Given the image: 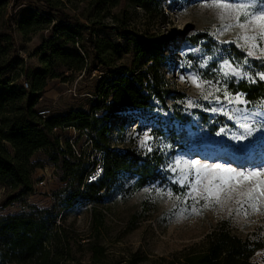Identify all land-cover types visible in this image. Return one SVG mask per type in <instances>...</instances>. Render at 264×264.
Masks as SVG:
<instances>
[{"label": "rangeland", "instance_id": "obj_1", "mask_svg": "<svg viewBox=\"0 0 264 264\" xmlns=\"http://www.w3.org/2000/svg\"><path fill=\"white\" fill-rule=\"evenodd\" d=\"M53 1L63 12L86 26L96 17L91 0ZM216 2L240 4L249 0H159L158 10L151 12L130 0H116L100 13L102 25L114 29L119 26L116 19L127 16L124 27L159 49L162 59L148 60V56L135 59L132 52H123L120 58L109 55L111 67L99 64L89 72L67 70L64 72L69 77L67 80L63 81L60 76L48 78L35 106L38 111L49 109V115L78 108L91 112L98 84L119 65H128L136 71L146 70L149 64L155 65L165 81L164 101L153 95L146 108H128L125 111L129 114L128 120L124 122L126 142L135 143L143 156L148 154L150 158L161 159L153 180L137 186L136 174L119 171L103 203L97 206L103 216L101 225H96L90 205H80L78 201L63 209V200L75 183L63 180L59 165L47 152L38 150L30 160L36 165L32 173L34 193L27 195L24 201L6 206L1 203L6 191L0 187V217L26 210L27 205L54 208L59 213L58 222L71 236L76 257L82 261L94 260L96 264H156L161 258H171L199 245L207 233L224 222L234 233L261 242L251 260L264 264V195H261L264 186H257V181L264 180V176L244 179L219 170L216 173L201 170L200 176L215 175V184H220V177L223 178L224 190L217 189L220 200L217 203L215 197L203 198L207 195L203 193V184L208 181L197 185L196 169L184 163L187 161L190 165L196 160L197 167L219 164L236 171H264V126L257 123L264 121V99L249 101L244 93L232 91L226 85L230 78H235L236 82L261 79L264 42L249 41L245 45L239 37L256 33L235 26L237 13H232L230 20L222 21L220 14L226 10L206 6ZM40 5L35 0H6V10L0 20V28L7 29L14 37L20 56L17 68L7 72L3 79L18 73L20 76L15 79L18 85L26 82L27 71L41 68L40 53L35 49L50 37L51 27L25 37L18 31L15 19L18 11L38 9ZM56 21L55 16L52 22ZM227 22L234 26L225 30ZM95 29L94 37L121 43L125 39V31L105 30L102 26ZM86 30L84 27L81 31L85 33ZM253 43L257 44L254 49ZM76 47L80 50L79 45ZM250 49L251 56L248 55ZM193 77L201 87L193 83ZM236 96L244 102L229 103ZM202 112L208 124L202 125L198 120ZM103 113L105 110L93 112L95 115ZM244 122H251L254 131L250 136L237 139L236 136L243 132L239 125ZM112 123L117 126L120 121L113 119ZM54 131L61 146L68 141L77 156L81 154L84 161H90L93 168H88L87 180H94L100 172V164L94 162L96 155L86 133L79 132L73 125H61ZM117 133L114 131V136ZM177 161L181 163L177 165ZM194 188H199L203 195L197 194ZM250 191L251 197L247 195ZM95 245L101 247L99 259L93 258Z\"/></svg>", "mask_w": 264, "mask_h": 264}, {"label": "trees", "instance_id": "obj_2", "mask_svg": "<svg viewBox=\"0 0 264 264\" xmlns=\"http://www.w3.org/2000/svg\"><path fill=\"white\" fill-rule=\"evenodd\" d=\"M35 1L41 4L38 9L18 11L16 27L26 37L50 26L51 35L35 49L40 53L42 66L26 72L27 87L15 82L20 76L18 73L3 79L7 72L17 68L20 56L12 34L0 28V187L6 191L1 203L7 206L21 202L34 193L32 173L36 165L30 160L36 151L43 150L63 170L61 178L75 183L63 200V209L78 201L80 205H90L92 220L101 225L103 214L97 206L103 203L104 195L114 184L119 171L136 174L137 186L155 178V168L161 159L150 158L148 154L143 156L135 143L126 142L124 122L128 120L129 114L125 113L128 108H146L153 95L164 101L163 76L155 65L149 64L146 70L138 71L128 65H119L98 84L91 112L78 108L43 118L35 106L48 78L60 76L63 81L67 80L69 77L64 73L67 70L89 72L99 64L111 67L109 55L120 58L124 53L132 52L135 59L148 56V60L156 61L161 60L162 55L159 49H154L148 41L124 27L127 16L125 19L113 16L119 26L111 29L126 34L122 43L94 37L96 26L110 29L102 25L99 16L116 0H91L96 17L90 19L87 26L63 12L53 0ZM130 2L147 12L157 11L159 6V0ZM5 10L6 0H0V20ZM55 16L57 21L53 23ZM84 27L87 28L85 33L81 31ZM226 85L232 91L244 93L249 101L264 99L263 79L236 82L235 78H230ZM96 110H105V113L95 115ZM113 119L120 123L114 126ZM198 120L202 125L209 123L203 112L198 114ZM61 125H73L79 132L86 133L96 155L94 162L100 164V172L94 180H87L86 172L93 168L90 161H84L81 154L77 156L68 141L60 145L54 128ZM114 131L118 132L116 136ZM119 144L123 147L116 148ZM26 207L19 213L0 217V264H96L94 260L82 261L76 257L71 236L58 222L59 213L54 208ZM260 247V241L242 237L222 222L207 233L199 245L171 258H161L156 264H255L251 257ZM92 249L93 258L99 259L101 247L95 245Z\"/></svg>", "mask_w": 264, "mask_h": 264}, {"label": "snow or ice", "instance_id": "obj_3", "mask_svg": "<svg viewBox=\"0 0 264 264\" xmlns=\"http://www.w3.org/2000/svg\"><path fill=\"white\" fill-rule=\"evenodd\" d=\"M210 7H216L220 10H226L222 11L220 14V19L222 21L228 19H231L232 13H237L235 16V26L239 27L240 29H244L246 31H251L253 33H256L255 35H243L239 37L245 42V45L248 44L249 41H261L264 42V0H249L248 3H230V2H216L212 5H206ZM234 25L231 22H227L224 24L225 30L232 28ZM253 49L257 47V44L253 43L251 46ZM248 55H253V51L250 49L248 51ZM193 83L197 84V87H201L200 83H197V80L195 77L192 78ZM261 79H264V75H261ZM219 90V89H217ZM225 97H228V92L225 91L224 93ZM204 99H208L207 96H204ZM232 102H239L243 103L244 101L241 100L239 96H236L233 100H229V103ZM191 101H189V105L191 106ZM252 116H257L259 114L257 113H251ZM245 120H247V117H245ZM257 123H260L261 126H264V121H257ZM239 127L243 130V132L236 136L237 139H243L245 136L252 135V132L254 131V126L251 122H244L239 125ZM221 131H224L221 129ZM146 139L147 133L145 134ZM181 161H177V165H179ZM187 166L191 168H195L198 174V178L196 180V184L200 185L203 184V181L207 180L208 183L203 184V193H206L207 195H203L200 193L199 188H194V191L199 194L203 195L204 199H209L212 197H215L216 202L219 203V194L217 192V189L220 191H223V178L220 177L221 183L215 184L213 181L217 179L215 175H204L200 176L199 173L201 170H203L205 173H216L217 170L219 172L229 173L231 177H241L244 179L253 178V177H261L264 176V171L256 172V171H236L231 168H222L219 164L215 165H209V164H202L197 167L199 164L198 161L192 160L191 164L188 165V162H184ZM257 186H264V180H258ZM249 197L252 196V192L250 191L247 193ZM261 195H264V192H261Z\"/></svg>", "mask_w": 264, "mask_h": 264}, {"label": "built area", "instance_id": "obj_4", "mask_svg": "<svg viewBox=\"0 0 264 264\" xmlns=\"http://www.w3.org/2000/svg\"><path fill=\"white\" fill-rule=\"evenodd\" d=\"M23 86L24 87H27L28 86V84H26V82H24L23 83ZM38 114L41 116V117H48V115H49V109H43V110H39L38 111Z\"/></svg>", "mask_w": 264, "mask_h": 264}, {"label": "bare ground", "instance_id": "obj_5", "mask_svg": "<svg viewBox=\"0 0 264 264\" xmlns=\"http://www.w3.org/2000/svg\"><path fill=\"white\" fill-rule=\"evenodd\" d=\"M252 153V152H251Z\"/></svg>", "mask_w": 264, "mask_h": 264}]
</instances>
